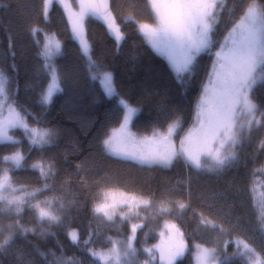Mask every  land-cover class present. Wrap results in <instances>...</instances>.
I'll return each mask as SVG.
<instances>
[{
	"label": "trees",
	"instance_id": "trees-1",
	"mask_svg": "<svg viewBox=\"0 0 264 264\" xmlns=\"http://www.w3.org/2000/svg\"><path fill=\"white\" fill-rule=\"evenodd\" d=\"M248 2L234 5V0H225L211 51L197 57L193 72L185 73L184 82L180 83L169 63L149 46L136 24L122 22L121 18L129 14L141 22H153L143 0H137L135 8L130 7L128 0H110V8L124 33L120 43L108 35L103 22L85 19L92 65L73 39L57 3L51 5L45 19L43 0H0V71L7 77L9 101H14L16 109L26 115L30 127L52 133L50 143L40 148L30 144L23 129H12L10 134L18 143H0V168L13 167L2 157L21 152L25 157L23 167L9 174L16 186L32 190L42 188L45 181L39 169L31 165L52 162L56 175L47 181L50 188L38 193L36 199L57 197L66 205L59 213V224L40 222L25 207L20 224L36 231L26 235L17 232L14 244L0 252V264H50L54 258H59L62 264L69 257L73 264H93L88 249L106 251L111 246L108 237L125 241L131 234L128 222L121 223L120 219L107 222L93 214L95 203L108 190L135 193L152 201V209H142L146 221L135 232L134 244L139 252L144 243L156 241L160 225L168 221L183 233L187 245L184 256L174 264H193L194 245L215 248L219 264H246L247 258L238 255V240H245L264 255V232L259 229V207L253 199L254 184L259 179L264 182V150L259 148L264 130L254 132L251 141L238 148L236 161L219 172L197 170L182 157L169 167L141 166L109 155L103 145L121 124L125 110L119 103L121 99L136 109L131 122L136 136L148 137L155 130L164 132L179 118L176 132L177 137H182L195 122L197 103L212 71L214 53L231 28L230 21L238 18ZM256 3L264 5V0ZM233 8L235 15L229 13ZM34 27L42 31L33 35ZM53 34L61 50L49 62L57 68L62 90L50 103L41 104V95L50 79L44 67L46 61L40 55L42 38ZM103 72L112 75L118 95L106 97L101 90L94 77ZM253 98L258 104L264 102V80L258 81ZM162 201L172 209L171 213L155 210ZM177 202L188 207L181 212ZM53 207L58 205L54 203ZM201 214L225 231L199 225ZM0 216L7 234V226L17 218L14 213ZM73 230L79 234L78 243H73L69 236ZM90 237L85 245L84 241Z\"/></svg>",
	"mask_w": 264,
	"mask_h": 264
},
{
	"label": "snow or ice",
	"instance_id": "snow-or-ice-1",
	"mask_svg": "<svg viewBox=\"0 0 264 264\" xmlns=\"http://www.w3.org/2000/svg\"><path fill=\"white\" fill-rule=\"evenodd\" d=\"M244 0H234L235 3ZM53 3L62 5L67 13L74 36L82 46V54L89 59L91 64V46L85 36L84 23L86 18H94L103 22L110 35L117 41L124 39L120 23L110 8L109 0H79V12H73L69 0H43V15L47 19L49 7ZM130 7H137V0H128ZM148 7L152 23L141 22L132 14L122 17L123 23L134 22L137 30L146 41L158 52L165 54L174 69L178 82H184V74H191L194 70L197 57L206 51H211L213 34L221 23V14L225 8V0H143ZM235 15L234 8L229 9ZM231 28L228 29L219 50L214 53L215 60L212 71L208 75L207 83L203 86L202 94L197 103L196 121L187 134L180 140L179 148L173 143L172 137L180 127L179 118L170 123L166 132L155 130L151 137L138 139L128 125L136 109L121 99L119 103L125 109L123 123L118 129H113L111 134L103 141L105 151L112 156L124 160H133L141 165L159 164L169 167L175 159L182 157L187 164L197 170L219 172L231 166L237 159V150L246 141H251L254 132L264 130V102L257 103L253 98L254 89L258 81L264 80V5H259L256 0L249 2L240 10L238 18L232 19ZM33 35L42 31L39 28L31 29ZM39 43V41H37ZM61 44L55 40L54 34L48 37L42 55L45 58L44 67L49 72L47 88L41 95L40 103L51 102L55 92L61 91L60 77L56 66L50 63L53 52H59ZM94 79L101 80L107 95H118L115 92L110 73L98 74ZM7 77L0 71V115L5 106L8 107V116L0 120V143H18L8 134L10 128H22L28 136L32 146L43 148L50 143L52 133L47 129L30 127L26 122V115L9 103L7 91ZM23 112L27 114V110ZM259 148L264 150V139L259 142ZM24 155L16 151L11 155L2 157L4 162H11L12 168H0V214H15L14 224H9L7 234L4 226L0 224V252H5L14 244V238L19 232L26 235L35 232V228L25 227L20 224L25 207L32 211L40 222L59 224L60 212L66 207L65 203L57 197L50 199H36L38 193L50 188L47 183L56 175L55 165L52 162L39 161L31 165L39 169L45 183L42 188L28 190L18 187L12 181L10 172L21 169ZM264 169V166H262ZM19 193V194H17ZM253 199L255 197L253 196ZM58 207H53V204ZM152 209V201L141 195L129 192H116L108 190L103 194L101 202L93 208V214L102 217L104 221L115 222L118 212L121 213V223L128 219L123 214L127 208L132 214L133 209ZM176 206L183 212L188 205L177 202ZM161 213H171L172 209L165 207L163 201L155 208ZM139 217V211L135 212ZM0 216V220H2ZM257 220L259 229L264 232V203L259 207ZM199 225L225 229L202 214ZM139 224L132 225V234L125 241L113 240L108 237L112 247L106 251L88 249L93 264H138L136 259L137 249L134 247L135 232ZM178 237L167 248L168 264L183 257L187 245L183 240V233L172 224L168 226ZM73 243L79 242V234L73 230L69 232ZM89 240L84 244L88 245ZM238 248L242 249L239 255L246 257V264H264V255L254 249L245 240L237 241ZM194 264H217L216 249L194 245ZM152 254V249H145ZM165 250H161L162 258ZM50 264H61L59 258H54ZM62 264H73L72 258H67ZM144 264H149L145 261Z\"/></svg>",
	"mask_w": 264,
	"mask_h": 264
},
{
	"label": "rangeland",
	"instance_id": "rangeland-1",
	"mask_svg": "<svg viewBox=\"0 0 264 264\" xmlns=\"http://www.w3.org/2000/svg\"><path fill=\"white\" fill-rule=\"evenodd\" d=\"M69 2L71 3V7H72V10H73V12H79V0H75V1H71V0H69ZM58 4V3H57ZM52 5V4H51ZM61 8H62V10H63V12H64V15H65V17H66V20H67V22H68V24H69V27H70V30H71V33H72V37H73V39L76 41V43L78 44V46H79V48H80V51H81V53H82V46H81V44H80V42H79V40L74 36V34H73V32H72V28H71V24L69 23V21H68V17H67V13H66V11H65V9H64V7L62 6V5H60V4H58ZM51 7V6H50ZM50 7H49V10H50ZM49 12V11H48ZM106 30H107V33H108V35L110 36V37H112V38H114L115 39V37H114V35H110L109 34V31H108V29H107V27H106ZM85 36H86V34H85ZM48 37H51V36H47V35H44L43 36V38H42V50H43V47H44V45L48 42ZM55 38V37H54ZM55 40H56V38H55ZM116 40V39H115ZM146 40V39H145ZM88 41V40H87ZM117 41V40H116ZM122 40H120V41H117V43H120ZM147 42V41H146ZM148 43V42H147ZM149 44V43H148ZM149 46L153 49V47L149 44ZM42 50H41V52H42ZM158 55H160V56H162L163 58H165L166 59V61L169 63V66H170V68H171V70L175 73V71H174V69L172 68V66L170 65V62H169V60H168V58H167V56L165 55V54H163V53H161V52H158V51H156L155 49H153ZM58 52H53V54H52V56L54 55V54H57ZM84 56V55H83ZM43 57V56H42ZM85 57V56H84ZM51 58V57H50ZM86 59H87V61L89 62V59L87 58V57H85ZM43 59H45L44 57H43ZM214 60H215V58H214ZM214 62V61H213ZM91 65H92V63H91ZM104 73V72H103ZM103 73H101L100 75L102 76V74ZM108 73V72H107ZM176 74V73H175ZM111 77H112V75H111ZM98 82H99V85H100V87H101V90L103 91V93L105 94V96L106 97H112V96H109V95H107L106 94V92L104 91V88H103V85H102V83H101V80H99L98 79ZM112 83H113V78H112ZM113 86H114V84H113ZM57 92H55L54 94H53V96L56 94ZM52 96V97H53ZM9 103H10V101H9ZM48 104V103H47ZM134 109V108H133ZM135 113H136V111H135ZM135 113L132 115V118H131V122H132V119L134 118V115H135ZM124 114H125V110H124ZM124 114H123V117H124ZM8 116V107L7 106H5L4 107V109H3V114L2 115H0V120H3V119H5L6 117ZM195 121H196V118H195ZM131 122L129 123V125H128V128H129V130L133 133V131H132V129H131ZM123 123V118H122V121H121V124ZM195 123V122H194ZM120 124V125H121ZM120 125L118 126V127H116L115 129H118L119 127H120ZM194 125V124H193ZM192 125V126H193ZM192 126L190 127V128H192ZM189 128V129H190ZM12 129H22V128H10V129H8V134L9 135H11L10 134V131L12 130ZM188 129V130H189ZM188 130L185 132V134L182 136V137H177V132L173 135V137H172V140H173V143L175 144V146L177 147V148H179V144H180V140L187 134V132H188ZM164 132H166V131H164ZM163 133V132H162ZM134 134V133H133ZM12 136V135H11ZM136 136V135H135ZM152 135H150V136H148V137H151ZM138 139H140L141 137H138V136H136ZM5 143H7V142H5ZM109 154V153H108ZM110 155V154H109ZM112 156V155H111ZM113 157H115V158H117V159H120V158H118V157H116V156H113ZM121 160H124V159H121ZM125 161H130V162H133V163H136V164H138V165H141V164H139V163H137L136 161H133V160H125ZM8 163H11L10 161L8 162ZM12 164V163H11ZM156 165V164H155ZM141 166H147V167H150V166H148V165H141ZM151 166H153V165H151ZM253 193H254V197H255V202H256V205H257V207H260V205L262 204V203H264V182H263V180H261V179H259L255 184H254V186H253ZM17 194H19V193H17ZM103 199V198H102ZM102 199H101V201H102ZM100 201V202H101ZM97 203H95V205H96ZM94 205V206H95ZM142 209H144L143 208V206H141V208L140 209H133V212H132V214H129L128 213V210H127V208H125V209H123V214L124 215H128L129 216V218L128 219H126V220H124V221H126V222H128L129 223V226H130V229H131V234H132V225L133 224H139V225H142L145 221H146V215L145 214H143V212H142ZM136 211H139V217H137L136 215H135V212ZM120 215H121V213H119L118 212V214H117V217L115 218V219H120ZM170 225H172V223H169L168 221H166V222H163L161 225H160V227H159V230H158V232H157V237H156V241L154 242V243H152V244H148V243H144L143 245H142V248H141V251L139 252V249H137L136 247H135V244H134V241H133V244H134V247L137 249V257H136V259H137V261H138V264H144V262L145 261H149V264H153V263H155V264H168V259H167V248H168V246L172 243V242H174L176 239H178V237H176L175 236V233L173 232V231H171L170 230V228L168 227V226H170ZM138 229V228H137ZM130 234V235H131ZM129 237V236H128ZM183 240H184V238H183ZM184 243H185V241H184ZM112 247V245L110 246V248ZM203 247H205V246H203ZM225 247H226V245L223 247V251L225 250ZM236 247H237V249L239 250V248H238V245H236ZM206 248H208V247H206ZM145 249H152L153 250V252H152V254H149V253H147V252H145L144 250ZM162 249H164L165 250V252H164V256H163V258H162V254H161V250ZM209 249H212V248H209ZM240 251H242V249H240L239 250V252ZM194 252H195V250H194ZM194 255H195V253H194ZM216 255V258H217V264H219V258H218V256H217V254H215ZM238 255H239V253H238ZM179 258H181V257H179ZM179 258H177L176 260H178ZM194 259V258H193ZM226 259H228V256L227 255H225V260ZM175 260V261H176ZM174 261V262H175ZM193 264H194V261H193Z\"/></svg>",
	"mask_w": 264,
	"mask_h": 264
},
{
	"label": "water",
	"instance_id": "water-1",
	"mask_svg": "<svg viewBox=\"0 0 264 264\" xmlns=\"http://www.w3.org/2000/svg\"><path fill=\"white\" fill-rule=\"evenodd\" d=\"M109 5H110V0H109ZM263 166H264V162H263ZM263 172V178H264V169H262Z\"/></svg>",
	"mask_w": 264,
	"mask_h": 264
}]
</instances>
